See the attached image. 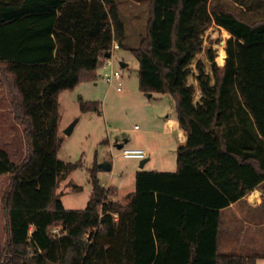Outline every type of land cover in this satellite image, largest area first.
I'll return each instance as SVG.
<instances>
[{
    "label": "trees",
    "instance_id": "obj_1",
    "mask_svg": "<svg viewBox=\"0 0 264 264\" xmlns=\"http://www.w3.org/2000/svg\"><path fill=\"white\" fill-rule=\"evenodd\" d=\"M210 2L149 0L145 34L131 49L139 89L173 97L187 136L176 169H137L120 202L94 160L85 206L67 208L58 183L81 162L58 157L57 94L97 77L113 41L123 45L124 22L116 0H0V83L25 145L18 161L0 148V175H11L0 264H256L257 255L218 253L216 237L220 209L264 180V18ZM212 23L230 33L225 62L208 49L211 82L196 61L194 101L187 78ZM78 101L82 112H101L97 100Z\"/></svg>",
    "mask_w": 264,
    "mask_h": 264
},
{
    "label": "rangeland",
    "instance_id": "obj_2",
    "mask_svg": "<svg viewBox=\"0 0 264 264\" xmlns=\"http://www.w3.org/2000/svg\"><path fill=\"white\" fill-rule=\"evenodd\" d=\"M116 2L126 33L123 45L111 50L110 59L114 67L121 72V89L117 90V81L109 84L105 80L102 76L105 69L99 65L94 80H83L74 89H64L57 94L60 112L58 130L63 136L58 157L65 161L81 162L58 183L57 191L61 193V199L67 208L85 206L92 191L89 169L92 168L94 160L99 163L104 157L114 161L113 168L112 170L100 168L97 176L101 182L111 177L112 183L118 185L119 190L109 198L125 202L126 198L123 199V196L127 193L129 184H133L134 171L140 168L141 159L124 156L122 149L137 145L138 140H145L146 146H152V151L147 150L148 153L150 152V160L145 163L143 169L161 171L176 169V142L167 143L166 138L162 139L163 134L157 132L141 136V131L147 123L153 122L151 118L156 105L162 104L174 109V100L170 94L162 93L158 102L154 97L146 96L138 86V61L131 49L140 43L141 37L145 34L149 0H116ZM210 5L226 8L250 21L264 18V0H211ZM228 37V34L214 23L206 28L202 34V49L190 65L192 72L188 76L189 83H192L197 73L195 68L197 60L204 64L205 71L211 76V82L214 81L208 49L212 50L216 65L222 66L225 60L220 64L216 56L219 42L222 38L227 40ZM120 62H125L126 66L123 67ZM198 92L197 87L194 93L195 99H198ZM79 97L85 100H97L101 112H82L79 107ZM10 102L8 89L0 83V148L8 150L12 159L18 161L24 154L25 145L22 126L14 120L13 110L7 109ZM169 103L171 105H168ZM75 119L77 122L71 133H64V129ZM118 137H127L129 141L118 148L113 145ZM123 142L122 140L121 144ZM158 147H163L165 151H157ZM9 180V174L0 176L1 206L2 195ZM4 216V208L0 207V249L5 244L7 234Z\"/></svg>",
    "mask_w": 264,
    "mask_h": 264
},
{
    "label": "crops",
    "instance_id": "obj_3",
    "mask_svg": "<svg viewBox=\"0 0 264 264\" xmlns=\"http://www.w3.org/2000/svg\"><path fill=\"white\" fill-rule=\"evenodd\" d=\"M219 27L222 30L227 31L223 27ZM227 33L228 36H230V33L228 31ZM191 84L194 85L195 89L198 87V99L194 98V101H198L201 93L196 78H194ZM152 95L156 100H158V102H160L162 93H152ZM168 105L171 104L169 103ZM7 109L12 110L11 103H9ZM151 119L153 120L152 124L147 123V126L141 131L142 137H144L148 133L157 132L158 134H163L162 139L166 138L167 143L170 144L171 142H176V147L185 143L187 138L186 133L184 129L180 127L175 110L172 107H167L166 105L162 104L156 105ZM165 135H167V137ZM122 140L124 141L123 144H121ZM128 141L129 140L127 137H118L115 139L113 145L120 148ZM144 142L145 140H138L137 145H134L132 147L141 148L146 152V155H149L146 156V163L150 160V152L148 153V151H152V146L148 147ZM156 150L159 152L165 151L163 147H158ZM99 163L110 164L111 168L109 170H112L114 161L110 160L107 157H104L100 160ZM136 170L134 171L133 184H129L127 193H125L123 199H125L128 194L132 193L135 190ZM7 174L8 173L0 176H4ZM9 176L11 175L9 174ZM112 180L113 179L109 177L107 181L102 183L105 184V186L113 185L116 188V193H118L119 186L113 184ZM0 207H3V204L1 206V200ZM5 220L4 223H6ZM216 247L218 253L257 255L258 258L256 260V264H264V180L258 183L252 190L247 192L241 198L237 199L234 202H231L229 205L220 209Z\"/></svg>",
    "mask_w": 264,
    "mask_h": 264
},
{
    "label": "built area",
    "instance_id": "obj_4",
    "mask_svg": "<svg viewBox=\"0 0 264 264\" xmlns=\"http://www.w3.org/2000/svg\"><path fill=\"white\" fill-rule=\"evenodd\" d=\"M222 44V46L225 48L226 45V38H222V40L219 42V45ZM119 45L116 41H113L111 50L118 48ZM101 67H103L105 70L102 73V76L105 78V80L112 84L113 82L117 81L116 88L117 90L121 89V72L120 70L116 69L114 67L113 61L110 59V56H105V58L102 60ZM122 154L126 157H134V158H145L146 153L141 148L136 147H125L122 149Z\"/></svg>",
    "mask_w": 264,
    "mask_h": 264
},
{
    "label": "water",
    "instance_id": "obj_5",
    "mask_svg": "<svg viewBox=\"0 0 264 264\" xmlns=\"http://www.w3.org/2000/svg\"><path fill=\"white\" fill-rule=\"evenodd\" d=\"M105 56H109L110 55V53L109 52H105V54H104ZM120 64L124 67V66H126V63L125 62H120ZM146 96H150V93H146ZM77 122V119H75L74 121H72L65 129H64V133H66V134H69V133H71V131H72V129H73V126L75 125V123ZM147 160V157H145V158H142L141 160H140V162H139V167L140 168H142L143 167V165H144V163H145V161ZM99 166L101 167V168H104V169H106V170H109L110 168H111V165L110 164H106V163H99Z\"/></svg>",
    "mask_w": 264,
    "mask_h": 264
},
{
    "label": "bare ground",
    "instance_id": "obj_6",
    "mask_svg": "<svg viewBox=\"0 0 264 264\" xmlns=\"http://www.w3.org/2000/svg\"><path fill=\"white\" fill-rule=\"evenodd\" d=\"M226 34H228L227 33V31H224ZM225 35V34H224ZM226 51H225V49H224V47L222 46V44H220L219 45V49H218V54H217V56H216V59H217V61L220 63V64H222L223 62H224V60H225V56H226V53H225Z\"/></svg>",
    "mask_w": 264,
    "mask_h": 264
}]
</instances>
